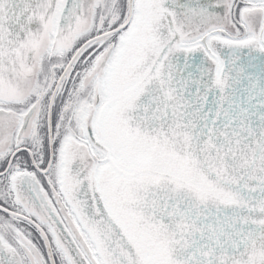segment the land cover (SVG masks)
Instances as JSON below:
<instances>
[{
  "label": "snow or ice",
  "instance_id": "snow-or-ice-1",
  "mask_svg": "<svg viewBox=\"0 0 264 264\" xmlns=\"http://www.w3.org/2000/svg\"><path fill=\"white\" fill-rule=\"evenodd\" d=\"M0 264H264V0H0Z\"/></svg>",
  "mask_w": 264,
  "mask_h": 264
}]
</instances>
